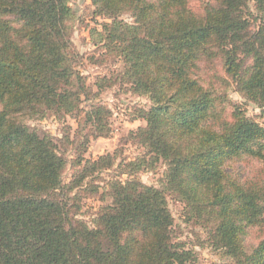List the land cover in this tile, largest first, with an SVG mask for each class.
I'll return each mask as SVG.
<instances>
[{
  "label": "trees",
  "instance_id": "trees-1",
  "mask_svg": "<svg viewBox=\"0 0 264 264\" xmlns=\"http://www.w3.org/2000/svg\"><path fill=\"white\" fill-rule=\"evenodd\" d=\"M69 1L0 0V264H200L174 237L169 196L233 264H264V235L252 239L264 227V125L228 95L233 82L264 108V0H92L109 19L92 35L150 101L139 109L146 125L130 132L144 151L118 163L128 177L109 181L111 202L92 226L72 192L116 156L78 158V178L65 183L67 158L27 123L90 97L74 66ZM108 111L93 103L86 122L103 134ZM246 163L256 168L245 173ZM159 164L158 185L144 183L138 174Z\"/></svg>",
  "mask_w": 264,
  "mask_h": 264
},
{
  "label": "rangeland",
  "instance_id": "rangeland-1",
  "mask_svg": "<svg viewBox=\"0 0 264 264\" xmlns=\"http://www.w3.org/2000/svg\"><path fill=\"white\" fill-rule=\"evenodd\" d=\"M192 1L194 7L199 5ZM69 5L75 17L70 35L73 49L77 53L74 66L82 73L90 97L82 96L80 108L71 114H49L41 120H28L27 123L33 130L53 138L62 155L67 158L63 173L65 183H72L78 178V158L116 156V165L113 168L92 174L84 180L81 188H75L72 192L74 208H80L78 218L92 226L100 207L111 202V198H106L105 195L102 199V195L109 189V181L115 179V176L121 179L128 177L119 173L118 163L133 160L144 151V148L132 139L130 132L146 125L144 120L138 118L139 109H148L150 101L135 93L132 86L122 79L121 74L125 66L123 59L114 51L105 48L104 42L92 35L93 29H101L102 23L109 19L95 16L92 0H70ZM251 9L255 10L253 3ZM254 13L256 14L255 11ZM122 18L128 22L133 21L130 14H124ZM228 95L233 103L243 106L248 116L264 125V108L243 97L233 82L228 89ZM93 103L101 104L109 110L103 117L106 124L104 129L107 130L103 134H100L102 130L86 122V111ZM255 168V164L247 163L243 167L245 173H250ZM164 169L163 164H159L157 171H143L138 175L144 183L158 185ZM94 187H100L99 193L94 192ZM168 202L175 219V239L196 251L200 264H233L223 251L204 242L206 234L200 227L186 221L182 202L171 196L168 197ZM252 232L255 242L264 235V227L255 228Z\"/></svg>",
  "mask_w": 264,
  "mask_h": 264
}]
</instances>
